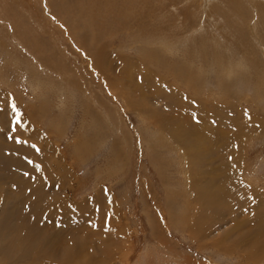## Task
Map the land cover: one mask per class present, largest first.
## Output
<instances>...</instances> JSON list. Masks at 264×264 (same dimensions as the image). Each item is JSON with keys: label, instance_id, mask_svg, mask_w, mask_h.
I'll use <instances>...</instances> for the list:
<instances>
[{"label": "rangeland", "instance_id": "1", "mask_svg": "<svg viewBox=\"0 0 264 264\" xmlns=\"http://www.w3.org/2000/svg\"><path fill=\"white\" fill-rule=\"evenodd\" d=\"M0 264H264V0H0Z\"/></svg>", "mask_w": 264, "mask_h": 264}, {"label": "snow or ice", "instance_id": "2", "mask_svg": "<svg viewBox=\"0 0 264 264\" xmlns=\"http://www.w3.org/2000/svg\"><path fill=\"white\" fill-rule=\"evenodd\" d=\"M12 108H13V111L16 110V109H15V105H12ZM12 123H13V124H18V123H19V120H18V119H17V120H13ZM12 131L15 132V131H16V128L13 127V128H12ZM9 138L11 139L12 137L9 136ZM16 142H17V143H27V141H22L19 137H16ZM32 147L35 148L36 146L33 145ZM37 151H39V149H37ZM30 162H31V161H30ZM37 170H38V169H37ZM25 174L27 175V173H25Z\"/></svg>", "mask_w": 264, "mask_h": 264}, {"label": "bare ground", "instance_id": "3", "mask_svg": "<svg viewBox=\"0 0 264 264\" xmlns=\"http://www.w3.org/2000/svg\"><path fill=\"white\" fill-rule=\"evenodd\" d=\"M230 192H232V189H231V191ZM226 194V192L224 193V195ZM209 195H211V194H209ZM230 195V194H229ZM206 197H208V196H206ZM210 197V196H209ZM214 196H212V197H210V198H213ZM216 197V196H215ZM214 208V207H213ZM50 244V243H49Z\"/></svg>", "mask_w": 264, "mask_h": 264}]
</instances>
